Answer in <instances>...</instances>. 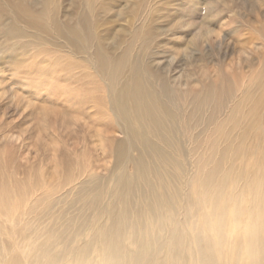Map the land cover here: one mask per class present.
Masks as SVG:
<instances>
[{
  "label": "bare ground",
  "instance_id": "obj_1",
  "mask_svg": "<svg viewBox=\"0 0 264 264\" xmlns=\"http://www.w3.org/2000/svg\"><path fill=\"white\" fill-rule=\"evenodd\" d=\"M5 4L24 24L22 30L15 22L3 24L0 14L6 44L24 35L51 37L84 54L102 77L108 107L124 138L113 145L117 173L109 174L100 189L74 190V171L65 179L74 183L73 191L62 195L57 191L62 183L48 190L38 181L33 183L37 188L31 182L22 186L12 175H1L0 264H264V118L259 154L245 151L247 166L237 168L234 157L246 149V136L238 134L231 143V135L240 121L233 112L226 115L228 126L201 116L206 105L222 107L215 87L185 85L180 91L167 75L168 63L160 65L162 57L133 55L136 43L146 49L147 40L156 38L149 27L152 18L133 30L121 29L107 46V33L97 30L105 17L91 21L87 14H106L105 4H91L87 12L64 19L58 0ZM255 91L249 85L241 99L254 112L262 100ZM185 104L192 105L191 113ZM232 251L236 263H229Z\"/></svg>",
  "mask_w": 264,
  "mask_h": 264
},
{
  "label": "rangeland",
  "instance_id": "obj_2",
  "mask_svg": "<svg viewBox=\"0 0 264 264\" xmlns=\"http://www.w3.org/2000/svg\"><path fill=\"white\" fill-rule=\"evenodd\" d=\"M58 2L61 19L72 12L78 17L91 4H105L106 14H87L91 21L105 17L97 30L107 33V46L113 45L121 29L133 30L140 21L152 18L149 27L154 28L156 38L147 40L146 49L136 43L133 55L141 58L156 53L162 57L160 65L168 63L167 75L176 80L180 91L185 90V85L195 90L213 85L217 90L215 96L222 97L223 108L216 110L213 104L206 105L201 116L214 117L228 126L226 115L233 112L240 121L232 128L231 143L237 141L238 134H244L246 149L234 157V166L238 168L239 163L245 162L247 166L250 157L245 158V151L259 154V124L264 118V0ZM5 3L6 0H0L2 23L15 22L22 30L24 24L14 20ZM128 36L123 35V39ZM4 40L0 30V177L10 174L22 186L38 181L39 186H47L48 190H55L62 183L63 188H57L61 195L72 190L74 183V190L102 188L109 174L117 173L113 145L124 138L108 107L102 77L83 53L61 47L54 38L33 40L24 35L11 39L9 44ZM122 48L123 44L114 48L113 54ZM36 63L39 67H35ZM249 85L255 87L257 98H262L255 103V112L249 102L241 100ZM184 109L191 113L192 105L185 104ZM252 121L255 124L251 126ZM80 168L84 172L79 177ZM73 171L75 182L65 183L67 172ZM228 258L229 263H236L235 252L229 253Z\"/></svg>",
  "mask_w": 264,
  "mask_h": 264
}]
</instances>
